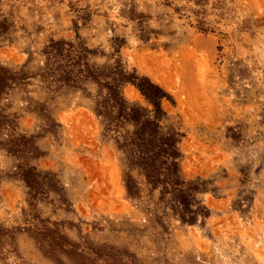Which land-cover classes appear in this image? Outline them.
Returning a JSON list of instances; mask_svg holds the SVG:
<instances>
[{
	"label": "rangeland",
	"instance_id": "1",
	"mask_svg": "<svg viewBox=\"0 0 264 264\" xmlns=\"http://www.w3.org/2000/svg\"><path fill=\"white\" fill-rule=\"evenodd\" d=\"M0 71V264H264V0H0Z\"/></svg>",
	"mask_w": 264,
	"mask_h": 264
},
{
	"label": "trees",
	"instance_id": "2",
	"mask_svg": "<svg viewBox=\"0 0 264 264\" xmlns=\"http://www.w3.org/2000/svg\"><path fill=\"white\" fill-rule=\"evenodd\" d=\"M188 1H193L196 5H202L204 0H188ZM193 14H198V12H192ZM198 25H199V29H202V21L200 19H196ZM13 81L16 79H13L11 77H6L5 73H3L2 71H0V92L3 90L4 86H5V82L7 81ZM123 80L129 81L131 82L133 85H135L139 91L148 99V101L153 105L156 115L159 116V114L161 113V108H160V103L161 100L165 97L163 91L158 88L157 86L153 85L152 83H150L149 80L147 79H138L136 76H130L128 78H125ZM130 184V179L127 182V188L129 191V194L131 196L135 195V191L133 190V187L129 186Z\"/></svg>",
	"mask_w": 264,
	"mask_h": 264
},
{
	"label": "bare ground",
	"instance_id": "3",
	"mask_svg": "<svg viewBox=\"0 0 264 264\" xmlns=\"http://www.w3.org/2000/svg\"><path fill=\"white\" fill-rule=\"evenodd\" d=\"M132 89V88H131ZM135 92V91H134ZM127 93H129V92H127ZM131 93V92H130ZM133 95V94H132ZM132 95H131V97H132ZM137 95V94H136ZM130 96V95H129ZM134 96V95H133ZM136 97V96H135Z\"/></svg>",
	"mask_w": 264,
	"mask_h": 264
}]
</instances>
